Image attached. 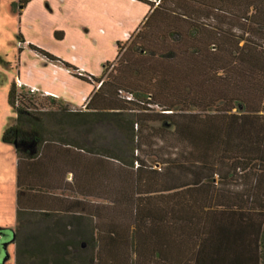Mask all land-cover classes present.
I'll return each instance as SVG.
<instances>
[{"label": "trees", "instance_id": "16d2710c", "mask_svg": "<svg viewBox=\"0 0 264 264\" xmlns=\"http://www.w3.org/2000/svg\"><path fill=\"white\" fill-rule=\"evenodd\" d=\"M29 1L15 2L18 13ZM140 1L153 10L100 77L29 44L100 84L80 109L45 110L37 91L13 83L15 117L2 139L15 145L18 161L48 144L104 160L106 200L115 182L121 220L106 223L108 236L87 264H264V0ZM153 28L160 29L147 38ZM53 117L76 133L112 127L120 152L45 139ZM32 213L18 206L17 264L34 255L37 238L20 228ZM166 235L178 252L163 251ZM83 240L92 245L86 237L76 243Z\"/></svg>", "mask_w": 264, "mask_h": 264}, {"label": "crops", "instance_id": "0c3cea01", "mask_svg": "<svg viewBox=\"0 0 264 264\" xmlns=\"http://www.w3.org/2000/svg\"><path fill=\"white\" fill-rule=\"evenodd\" d=\"M152 10L140 0H30L18 13L20 82L71 107L85 106L100 82L74 76L62 64L30 49L29 44L72 64L77 72L97 78L103 75L106 62L118 58V44L128 45ZM159 29L153 28L147 38ZM104 173L102 158H89L66 146L48 144L37 157L21 161L15 151V224L0 227L13 235L7 241L15 245L14 264L18 206L32 211L37 222L32 229L23 230L37 238L33 258L22 256L23 264H87L86 255L73 257V252L98 251V238L108 236L106 223L121 220L120 201L114 199L115 182L106 200ZM80 237L90 238L92 245L85 240L77 244ZM163 242L164 252H178L177 245H169L168 235ZM148 246L149 254L154 247ZM127 251L133 253L131 245ZM0 261L4 264V259Z\"/></svg>", "mask_w": 264, "mask_h": 264}, {"label": "rangeland", "instance_id": "374dc122", "mask_svg": "<svg viewBox=\"0 0 264 264\" xmlns=\"http://www.w3.org/2000/svg\"><path fill=\"white\" fill-rule=\"evenodd\" d=\"M17 0H0V227H12L15 224V145L4 142L2 133L9 123L13 121L15 111L8 102V93L13 83L17 84L21 74L19 70V47H22L19 37L20 24L18 11L15 6ZM45 41H48L45 39ZM49 43V41H48ZM28 88V87H26ZM31 89V88H30ZM43 92H35L38 102L45 110L61 108L62 101H51L43 95ZM223 101H219L215 106H221ZM74 109H80L74 106ZM213 109H211L212 111ZM235 110V109H234ZM55 116V115H54ZM45 139H65L71 140L85 148L95 151L119 153L122 142L118 134L108 126H94L89 132L76 133L68 126H60L56 119H46ZM149 161L153 157L147 158ZM31 221H21L22 227L32 229L36 220L29 216ZM0 238V260L4 259V264L15 263V245L10 239L13 235L9 230H1ZM22 238V237H19ZM4 239V240H3ZM5 241H7L5 243ZM5 243V247L3 244ZM78 256L86 253L79 252Z\"/></svg>", "mask_w": 264, "mask_h": 264}, {"label": "built area", "instance_id": "2783aa9c", "mask_svg": "<svg viewBox=\"0 0 264 264\" xmlns=\"http://www.w3.org/2000/svg\"><path fill=\"white\" fill-rule=\"evenodd\" d=\"M22 83L20 82V80L17 81V85L20 86ZM34 90V89H32Z\"/></svg>", "mask_w": 264, "mask_h": 264}, {"label": "water", "instance_id": "95a60500", "mask_svg": "<svg viewBox=\"0 0 264 264\" xmlns=\"http://www.w3.org/2000/svg\"><path fill=\"white\" fill-rule=\"evenodd\" d=\"M3 246H5V243L3 244ZM0 264H2V262L0 261Z\"/></svg>", "mask_w": 264, "mask_h": 264}]
</instances>
